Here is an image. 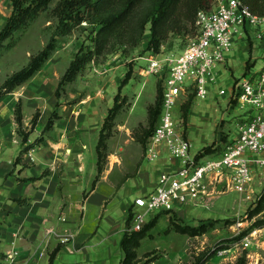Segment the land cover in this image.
Returning <instances> with one entry per match:
<instances>
[{
    "label": "rangeland",
    "instance_id": "1",
    "mask_svg": "<svg viewBox=\"0 0 264 264\" xmlns=\"http://www.w3.org/2000/svg\"><path fill=\"white\" fill-rule=\"evenodd\" d=\"M151 4L152 0H147L140 6L136 12V18L144 13ZM54 5L53 3L49 9L40 13L25 29L16 32L18 41L14 46L7 49L2 48L0 89L7 76L26 65L31 56L42 49L50 39L57 23V18L52 12ZM12 8L13 0H0V28L11 14ZM134 22L131 26L134 25ZM149 37L150 23L147 24L138 44L118 43L114 48L111 47L110 50L96 55L78 75L77 79L62 88L60 95L57 96L56 89L59 81L72 58L82 45L92 44L90 24L84 22L67 36L59 37L56 50L37 75L38 81L42 84L48 109L53 108V111L58 114L57 108L62 102L73 104L82 99L98 97L104 105L109 101L113 104L125 73L129 68L133 69L131 79L122 89V94L127 95L128 100L115 125L123 123V137L125 136L127 139L123 138V154L131 157L125 162L126 169L123 173V181L129 176H134L139 168L137 166L139 162L134 156L135 149L142 151L144 148L137 140V135L149 125L148 106L153 103L156 95L158 76L142 73V69L148 64L149 58L154 55L151 50L147 49ZM190 39L191 34L171 35L162 47V52H179ZM7 42L8 40L5 43ZM251 58L256 61L253 72L259 71L264 64L262 41L254 33H251V39L247 38L246 35L236 37L226 67L223 68V66L218 65L216 68L218 81L211 87L208 97L200 98L195 93L190 92L179 101L176 110L177 115L182 121L184 133L192 142V151L200 152L199 150L203 146L220 142V138L224 136L228 139L233 134L236 121L242 117L243 113H240L243 108L239 106L235 96L231 95V89L233 82L251 64L249 61ZM21 85L17 86L14 91L20 90ZM221 88L226 90L225 94L219 93ZM56 99H59L57 107L54 106ZM189 102L188 121L185 123L184 106ZM22 103L21 100H18L15 109L19 105L22 109ZM39 114V111L34 114L36 120ZM23 118L24 115L22 120ZM22 122H20L19 127L21 134L29 135L30 126L27 125L24 128ZM80 127L84 129V135L80 128L81 137H79L78 143L85 147V144H90L92 141L91 128L93 124ZM54 131L55 127L53 126L46 129L45 133L50 135ZM58 140L60 139L58 138ZM141 158L140 161L142 162L144 156ZM149 162L146 158L144 159L145 165ZM263 190L264 169L257 168L253 184L254 200L252 202L245 199L243 194L231 191L215 198L207 207H187L170 213H162L138 247L140 259L145 260V253L151 251V256L154 258L152 264H156V262L158 264H194L199 255L201 257L203 255V264H264V203L261 210L251 216L254 208L259 205V199L264 194ZM131 204L132 201L129 207ZM215 218H220L221 221L201 235L191 236L174 229L175 222L199 224L203 220ZM238 222L241 224L238 225ZM129 225L130 223L126 219L125 231L128 230ZM237 236L241 237L237 238ZM247 236L250 238L248 246L242 243ZM222 248H227L228 251L222 254L219 251ZM123 255V249L121 255H116L114 251L109 257L108 263L119 264ZM105 257L107 256L103 251H94L91 260L102 261ZM64 258V262L69 261L74 258V254H65Z\"/></svg>",
    "mask_w": 264,
    "mask_h": 264
},
{
    "label": "crops",
    "instance_id": "2",
    "mask_svg": "<svg viewBox=\"0 0 264 264\" xmlns=\"http://www.w3.org/2000/svg\"><path fill=\"white\" fill-rule=\"evenodd\" d=\"M228 62L219 65L224 68ZM39 72L17 92L0 95V264H50L55 248L52 264H109L114 251L122 253L131 201L154 190L165 159L145 165V149L136 148L139 168L123 181L125 162L131 157L123 154L126 137L120 123L108 139L104 169L93 185L98 174L100 129L114 102L104 105L98 97L73 104L62 102L53 124L55 131L48 135L46 124L54 111L48 109ZM18 100L23 102V127L31 129L27 142L16 117ZM37 111L39 117L33 122ZM90 123L92 141L83 147L78 143L80 126ZM28 144H32L33 160L24 150ZM68 233L72 236L63 241L62 236ZM99 250L107 257L91 260L93 252ZM14 251L18 253L11 260L8 254ZM65 254H74V258L64 262Z\"/></svg>",
    "mask_w": 264,
    "mask_h": 264
},
{
    "label": "built area",
    "instance_id": "3",
    "mask_svg": "<svg viewBox=\"0 0 264 264\" xmlns=\"http://www.w3.org/2000/svg\"><path fill=\"white\" fill-rule=\"evenodd\" d=\"M196 26L197 33L182 50L154 54L142 69V73L162 79L163 87L159 121L144 156L155 163L165 159V165L154 190L136 196L129 207V230H141L149 218L160 212L207 207L231 191L254 200L255 172L257 168L264 169V64L253 72L256 61L251 58V66L233 82L231 95L243 108V114L220 151H192V142L176 110L190 92L208 97L218 81L216 67L229 60L236 37L246 35L251 39L254 33L264 46V14L254 13L244 0H213L209 9L198 12ZM219 93L225 94L226 90L221 88ZM32 151L27 150V154L33 160ZM70 236L63 235V241ZM242 243L248 246L250 238L245 237ZM219 251L223 254L228 249ZM17 253L11 252L8 257L13 260Z\"/></svg>",
    "mask_w": 264,
    "mask_h": 264
},
{
    "label": "trees",
    "instance_id": "4",
    "mask_svg": "<svg viewBox=\"0 0 264 264\" xmlns=\"http://www.w3.org/2000/svg\"><path fill=\"white\" fill-rule=\"evenodd\" d=\"M147 0H13L11 14L6 19L4 25L0 28V56L4 48H10L16 44L18 37L16 32L25 29L33 19L40 13L49 9L54 3L52 12L57 18L54 31L45 46L37 53L31 56L30 60L22 68L14 71L4 80L1 85L0 95L13 91L17 86L25 83L37 72H39L46 61L51 57L58 46L59 37L67 36L72 31L81 26L84 22L90 24V33L92 35V44L82 45L75 56L70 61L66 71L62 75L56 89L57 96L61 89L74 82L78 75L87 67V65L96 57L115 47L118 43L136 45L141 40L147 24L150 23V37L147 43V49L154 54L161 53L162 47L171 35L194 36L197 33L196 20L198 12L202 9H209L213 0H152L151 6L145 10L138 18L136 12ZM254 13L264 14V0H244ZM135 21V22H134ZM132 22L134 25L131 26ZM8 40L7 43H5ZM3 48V49H2ZM250 61V60H249ZM249 64V63H248ZM251 64L247 66L249 68ZM133 75V69L129 68L125 77L119 85V91L114 97V104L109 109L103 125L100 129L99 139L96 146L98 156V174L93 185L99 179L104 169L107 158L108 139L111 137L116 125V117L123 110L128 96L122 94V89L129 82ZM163 105V87L162 79L158 78L156 83V98L148 106L149 125L143 128V131L137 135V140L145 149L147 141L159 121V116ZM190 102L184 106V121H188V108ZM58 116L54 111L49 118L46 128L53 127L55 117ZM16 117L18 122H22V110L20 105L16 108ZM36 122V116L33 118ZM24 142L28 141V135H23ZM229 138L221 137L220 142H213L205 145L199 153H211L220 151L223 144L228 142ZM32 145V144H31ZM27 145L24 150L31 148ZM21 202L24 199H19ZM264 203V194L259 199V205L254 208L251 216L259 212ZM162 213L156 214L150 219L141 230H126L122 240L121 247L124 255L120 264H152V252L145 253V260L140 259L138 247L148 231L154 227L158 217ZM131 215L127 221L130 223ZM220 218L203 220L199 224L178 223L175 222L174 229L181 233H187L191 236L201 235L219 223ZM241 236H237L240 238ZM224 247V246H222ZM58 248L51 253L50 264L53 263ZM203 255L196 257L194 264H203Z\"/></svg>",
    "mask_w": 264,
    "mask_h": 264
}]
</instances>
